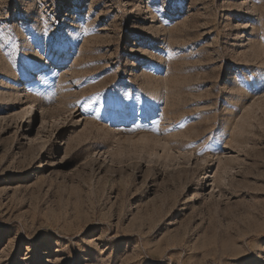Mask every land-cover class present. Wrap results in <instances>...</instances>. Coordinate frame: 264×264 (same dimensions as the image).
Here are the masks:
<instances>
[{"label":"rangeland","instance_id":"1","mask_svg":"<svg viewBox=\"0 0 264 264\" xmlns=\"http://www.w3.org/2000/svg\"><path fill=\"white\" fill-rule=\"evenodd\" d=\"M0 264H264V0H0Z\"/></svg>","mask_w":264,"mask_h":264},{"label":"bare ground","instance_id":"2","mask_svg":"<svg viewBox=\"0 0 264 264\" xmlns=\"http://www.w3.org/2000/svg\"><path fill=\"white\" fill-rule=\"evenodd\" d=\"M4 64H5V63H4ZM4 64H3V65H4ZM6 66H7V64H6ZM28 90H29V89H28ZM31 104H32V103H31Z\"/></svg>","mask_w":264,"mask_h":264}]
</instances>
